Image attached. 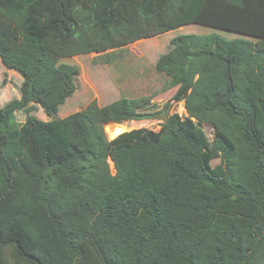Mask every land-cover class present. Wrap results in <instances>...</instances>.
I'll list each match as a JSON object with an SVG mask.
<instances>
[{"label":"trees","instance_id":"trees-1","mask_svg":"<svg viewBox=\"0 0 264 264\" xmlns=\"http://www.w3.org/2000/svg\"><path fill=\"white\" fill-rule=\"evenodd\" d=\"M195 23L264 37V0H0L23 78L0 107V264H264V38H171L155 66L186 114L158 130L126 128L159 112L144 96L56 117L80 74L62 58Z\"/></svg>","mask_w":264,"mask_h":264},{"label":"rangeland","instance_id":"rangeland-1","mask_svg":"<svg viewBox=\"0 0 264 264\" xmlns=\"http://www.w3.org/2000/svg\"><path fill=\"white\" fill-rule=\"evenodd\" d=\"M216 31L228 38L245 36L256 43L263 40L262 35H254L236 29H224L203 24H188L163 34L137 40L123 47L108 49L103 52L76 54L62 58L61 61L76 64L80 68L77 79V89L74 94L60 105L56 117H65L73 112L84 109L88 103L95 100L99 105H106L121 97L138 99L149 98L156 103L154 118L129 122L126 128H151L158 130L164 122V114L169 116L173 112L185 115L184 102L173 100L176 87H170L169 78L157 71L158 57L169 48L171 38L178 34L197 33L207 34ZM22 76L12 69L6 68L0 60V107L8 102L20 99V85ZM260 93V90H258ZM35 109L30 111L43 120H49L43 108L34 104ZM24 110L15 113L16 123H23L29 115ZM118 123L108 122L102 125L107 139L111 140L125 129ZM122 129V130H121ZM208 139H212V131L205 126ZM220 160V152L212 151L210 165L216 166ZM112 172H114L112 170Z\"/></svg>","mask_w":264,"mask_h":264},{"label":"water","instance_id":"water-1","mask_svg":"<svg viewBox=\"0 0 264 264\" xmlns=\"http://www.w3.org/2000/svg\"><path fill=\"white\" fill-rule=\"evenodd\" d=\"M164 119H165L164 121H167L168 120V116L166 114H164ZM112 163H113V161H112ZM114 172H115V170H114Z\"/></svg>","mask_w":264,"mask_h":264},{"label":"crops","instance_id":"crops-1","mask_svg":"<svg viewBox=\"0 0 264 264\" xmlns=\"http://www.w3.org/2000/svg\"><path fill=\"white\" fill-rule=\"evenodd\" d=\"M170 31H172V30H170ZM169 32V31H168ZM163 34V33H162ZM160 35V34H159ZM143 39H146V38H143ZM141 40V39H140ZM120 125V124H119ZM121 126V125H120ZM124 128V127H123ZM125 129V128H124ZM126 130V129H125Z\"/></svg>","mask_w":264,"mask_h":264},{"label":"bare ground","instance_id":"bare-ground-1","mask_svg":"<svg viewBox=\"0 0 264 264\" xmlns=\"http://www.w3.org/2000/svg\"><path fill=\"white\" fill-rule=\"evenodd\" d=\"M118 126H120L119 124H117ZM122 130V129H121Z\"/></svg>","mask_w":264,"mask_h":264}]
</instances>
